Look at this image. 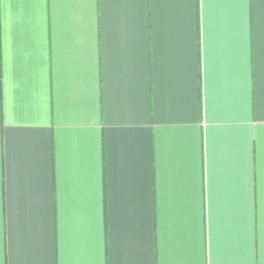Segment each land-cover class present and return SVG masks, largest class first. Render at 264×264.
I'll return each mask as SVG.
<instances>
[{"label":"crops","instance_id":"1","mask_svg":"<svg viewBox=\"0 0 264 264\" xmlns=\"http://www.w3.org/2000/svg\"><path fill=\"white\" fill-rule=\"evenodd\" d=\"M0 264H264V0H0Z\"/></svg>","mask_w":264,"mask_h":264}]
</instances>
